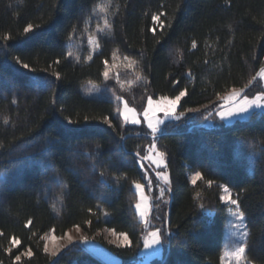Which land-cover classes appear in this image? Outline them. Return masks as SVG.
<instances>
[{"label":"trees","instance_id":"trees-1","mask_svg":"<svg viewBox=\"0 0 264 264\" xmlns=\"http://www.w3.org/2000/svg\"><path fill=\"white\" fill-rule=\"evenodd\" d=\"M262 67L264 0H0V262L108 264L79 241L45 251L49 233L74 227L121 264L136 258L147 229L134 184L144 181L139 162L155 142L170 198L159 264H222L231 205L220 186L245 217L244 264H264V111L205 127L225 93L261 89L252 77ZM181 91L186 114L155 136L120 115L123 98L141 111L150 97ZM107 229L129 243L107 242ZM29 249L31 257L21 255Z\"/></svg>","mask_w":264,"mask_h":264},{"label":"rangeland","instance_id":"rangeland-1","mask_svg":"<svg viewBox=\"0 0 264 264\" xmlns=\"http://www.w3.org/2000/svg\"><path fill=\"white\" fill-rule=\"evenodd\" d=\"M106 27H107L106 24H102L101 26L102 29H105ZM90 39L92 41H98L97 37L95 36H91ZM90 45L92 47L93 53L99 50V47L98 48L95 47L94 43H90ZM259 83L261 85V89L253 93L251 92L249 94H244L241 97L239 96L240 98L237 97L236 100H232L230 99V97L233 93V90L240 91L239 89L234 88L228 91L227 93H225L221 98L220 101L221 103L216 113L211 118H208L206 120L205 127L208 129H222L231 126L232 124H235L237 122L245 121L249 117V115L254 111H264V108H253L239 117H230L224 120H221L220 116L218 115V113L221 111L227 112L229 109H234L238 107L237 101L242 103L243 96L247 95L249 99H252L258 93L264 92V81H261L259 79ZM87 92L93 95H101L100 87L90 86ZM150 98L152 99V106H151L152 110L148 111L147 115H145V111L149 108L148 101L145 108L140 111L134 108L126 99L123 98L121 101L122 105L120 107V113L124 111V103L127 102L130 108L135 109V118L139 121V123L132 124L130 120L129 122H125L123 116L121 115L124 122L134 126L146 127L150 132V134L153 135L151 133V129L148 128L149 120H151L153 125H157L158 120L164 121L163 124L157 125L158 128L160 129V131L156 133L158 134L162 132L167 122L173 120L174 121L180 120L186 114L185 112H181L179 110V101H178L175 109L171 113H169V115L165 116L164 111H162L161 109H167L169 107L168 101L173 100L175 98H167V99H165L166 97H160V98L150 97ZM132 115L133 114L131 113L129 114L130 118ZM152 145H155V147L153 148ZM159 153L161 152L157 148L156 143L153 142L151 146L148 148V151L144 159L140 160L139 162L141 169L143 170L144 181L137 182L142 185L141 189H136L135 185L137 183L134 184V187L138 193V200L136 205L137 204L140 205V208H137L135 205V209L138 215V219L147 229V232L143 236V245L141 249L138 251L137 257L134 258L133 260L126 261V264H159L163 260L164 250L167 241L163 236L162 227L160 224L162 223V221H165L166 210L168 209L170 198L166 192L167 190L165 187V181L157 176V173H167L168 181H169V172L167 170V162L165 155L160 156ZM161 188L165 189L163 197H160ZM154 207H156L155 217L152 218V211ZM236 211H237L236 206L231 205V209L228 215L227 227L225 231V237H226L225 251L232 250L234 248V242H236L239 239V234L241 232H243L244 230L248 232L245 219H244V227H237L239 222L235 218ZM141 212L144 213V216H141ZM157 229L160 230L161 243L158 245H153L151 248H145L144 247L145 237H147L150 232L155 231ZM114 233L115 232L112 230H108V229L105 230L103 233L104 239L107 242L117 246L126 245L124 241V237L120 234L117 233L114 234ZM69 237H71V240H69ZM77 241H79L84 247H86L88 250H90L92 253H94L96 256H98L108 264H121L124 262L119 255L113 252L100 239L87 237L80 227H74L70 229L64 237H58L52 232L49 233L46 236V248L51 255H53V253H55L56 255L65 246L71 243H75ZM240 242L243 243V241ZM246 242H247V238H246ZM229 259L231 258L226 257L225 260L223 261V264H228ZM233 264H235L234 261Z\"/></svg>","mask_w":264,"mask_h":264},{"label":"snow or ice","instance_id":"snow-or-ice-1","mask_svg":"<svg viewBox=\"0 0 264 264\" xmlns=\"http://www.w3.org/2000/svg\"><path fill=\"white\" fill-rule=\"evenodd\" d=\"M158 17L157 16H153V20H157ZM107 23V22H106ZM33 29V25L29 24L27 25L25 28H24V31L25 33L31 31ZM74 31V29H73ZM71 38V37H69ZM90 43H94L95 47H99V41H92L90 39ZM192 47L195 48L196 47V44H195V41L193 42L192 44ZM69 56H71L72 54L71 53H68ZM115 55V53H114ZM92 57L89 56L88 59L90 60ZM60 61L57 60L55 61V63H59ZM105 64H107V61H105ZM25 68L28 67L27 64L24 65ZM57 79H59V73H56L55 74ZM108 72L105 71L104 72V77L105 79L108 78ZM257 77H259V79L261 81H264V67H262L260 69V71H258L256 73V76H253L252 77V80L255 81L257 80ZM41 83H47V82H41ZM37 86H40V84H38ZM241 92H243V89H241L240 91H236V90H233V93L230 97V99L232 100H236L237 97H239L241 95ZM185 92L184 91H181L179 93V95H177L175 97V99L173 100H170L168 101V105L169 107L167 109H161L162 111H164L165 113V116L169 115V113H171L175 107H176V104L177 102L181 99V97L185 96ZM117 99H121V98H117ZM167 99V98H165ZM15 103V101H13ZM148 104H149V108L145 111V115H147V112L148 111H151L152 108V99L149 98L148 100ZM237 104H238V107L234 108V109H229L227 112L225 111H221L218 113V115L220 116V119L221 120H224V119H227V118H230V117H239L241 116L242 114L244 113H247L250 109H253V108H264V92H261V93H258L257 95L254 96V98L252 99H249L247 95L243 96V102L240 103L239 101H237ZM119 111V109H118ZM133 114L130 118L129 114ZM120 115L123 116L125 122H130L132 124H137L139 123V121L135 118V109L133 108H130L127 104V102L124 103V111L120 113ZM107 120V117L105 118ZM7 118H5V123H7ZM110 122V121H109ZM164 121L163 120H158L157 121V125L159 124H163ZM157 125H153V123L151 122V120H149V123H148V128L151 129V133L153 134V136H155V134L160 131V129L158 128ZM152 147L154 148L155 145H152ZM137 155H139V153H137ZM160 156H163L164 153H159ZM101 176H103V173H101ZM157 176L162 178L165 183H168V175L167 173H157ZM203 178L202 174L197 171L193 177H192V184H196V182L198 180H201ZM213 181L209 180L208 181V185L209 187L212 185ZM136 189H141L142 185L137 183L135 185ZM222 187V190L223 192L226 194V195H223L220 197V201L221 202H224V203H230L231 205H235L236 206V213H235V218L236 220L239 222V224L237 225V227H244V214L243 212L239 211V202L237 199H232L231 197V193H230V190L227 186H220ZM164 192H165V189L161 188L160 189V197H163L164 195ZM137 208H140V205L137 204L136 205ZM200 208L202 210H204V205L201 204L200 205ZM141 216H144V213L141 212ZM115 234V233H114ZM0 235H2V233H0ZM121 235L124 237V241H125V244H128L129 241H128V236L126 234H123L121 233ZM248 236V232L246 230H244L243 232H241L239 234V239L234 242V248L232 250H226L223 254V256L221 257V261H222V264H223V261L225 260L226 257H230L231 259H229L228 261V264H233V261L235 262V264H244V261L246 260V257H245V253H246V238ZM69 240H71V237H69ZM240 241H243V243H241ZM20 241L18 239H15L13 238L12 240V244L15 246V245H19ZM161 243V234H160V230L157 229L155 231H152L149 233V235L147 237H145L144 239V247L145 248H151L153 245H158ZM7 251H11V249H7ZM45 251H47V248H45ZM21 255H26L28 257H31L32 256V252L31 250L29 249L26 253H21ZM21 255H16L15 256V261H20L21 260ZM53 255H55V253H53ZM0 264H2V262H0Z\"/></svg>","mask_w":264,"mask_h":264},{"label":"water","instance_id":"water-1","mask_svg":"<svg viewBox=\"0 0 264 264\" xmlns=\"http://www.w3.org/2000/svg\"><path fill=\"white\" fill-rule=\"evenodd\" d=\"M242 95H243V93L240 95V97H241ZM240 97H239V98H240Z\"/></svg>","mask_w":264,"mask_h":264}]
</instances>
